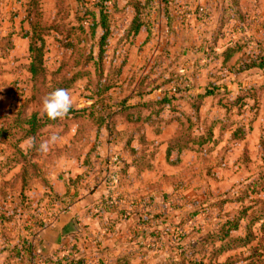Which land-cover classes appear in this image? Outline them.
I'll list each match as a JSON object with an SVG mask.
<instances>
[{
  "label": "rangeland",
  "instance_id": "374dc122",
  "mask_svg": "<svg viewBox=\"0 0 264 264\" xmlns=\"http://www.w3.org/2000/svg\"><path fill=\"white\" fill-rule=\"evenodd\" d=\"M29 3L31 15L39 13V25L44 27L41 71L34 79L26 71L29 41L21 38L28 30ZM87 3L92 10L97 0H0V163H4L0 176L14 159L41 164L46 183L34 180L31 187L37 189L40 182L47 202L56 200L53 179L70 175L71 162L83 161L84 181L91 171L100 172L91 161L100 150L91 142L107 140L109 133L90 125L115 122L116 131H125L122 140L131 138V146L140 150L144 137L143 148L157 153L153 164H146L152 171L140 183L131 186V180H124L127 191L144 190L131 199L130 211L137 209L135 214L142 219L125 232L127 248L118 255L126 257L124 264H264V77L258 67L250 70L251 75L233 74L242 63L264 56L257 47L264 41V0H239L238 15L229 20L230 0H173L168 14L164 11L154 26L149 27L146 19L149 40L147 32L125 38L129 12L122 13V0H109L104 7L110 12V33L101 57L102 32L91 36L84 22L87 14L81 7ZM235 43L242 49L223 65L219 56ZM33 44L41 46L39 41ZM191 84L194 90L176 92ZM207 87L225 99L206 98L195 112L189 95ZM58 88L68 91L72 107L64 118L40 126L41 101ZM164 91L178 101L167 105L154 125L140 130L128 123L127 119L147 117L145 105L155 103ZM245 93L253 97L241 108L228 100ZM120 110L129 113L121 115ZM33 115L39 129L33 139H24L28 126L15 125ZM208 135L212 138L204 147L174 149L165 157V146L174 138L184 136L182 141L188 144L189 139L201 141ZM52 136L57 141L41 152L40 144ZM116 151L109 159L118 157V169L121 157L128 156ZM72 181L68 176L64 183L73 187ZM26 208L30 219L37 208ZM132 216L127 211L122 218Z\"/></svg>",
  "mask_w": 264,
  "mask_h": 264
},
{
  "label": "crops",
  "instance_id": "0c3cea01",
  "mask_svg": "<svg viewBox=\"0 0 264 264\" xmlns=\"http://www.w3.org/2000/svg\"><path fill=\"white\" fill-rule=\"evenodd\" d=\"M122 1L125 5L126 1ZM137 1L143 4L146 0ZM164 9L162 0L153 1V9L146 18L150 24L149 27L154 26L158 18L161 19L163 15L165 16ZM146 32V28H142L138 34H146ZM258 46L264 50V41ZM250 72L249 70L245 73L254 74ZM238 76L236 77L238 78ZM260 76L264 77V73ZM94 144L100 152L96 153V155L99 154L96 157L93 155L91 161L100 172L93 170L89 173L88 179H85V181L80 179L75 186H69L68 188L64 180L68 176L75 180L81 177L83 172V161L78 162L79 165L74 161L71 162L74 166L71 167L70 175L53 179L52 194L56 197V200L53 201L49 200L47 202L45 196L47 191L39 184L37 189L24 191H21L18 184L13 187L9 184L4 186V182L10 181L12 183L16 180V176L20 172V166L2 173L3 176H0V179H2L0 181V214H4V212H7L8 215L12 212L17 214L12 222L3 223L5 238L0 232V264H21L18 258H9V248L13 246L19 248L20 245H23L25 249L26 243L32 244L33 249H38L42 253L45 264H55L62 258H70L74 261L81 260V264H102L106 260L118 257L120 253L125 251L127 248L124 242L127 236H125V232L127 234V230H131L129 228L138 226L137 222L139 218H142L140 215L136 216L137 209L132 208L134 210L130 211V207L133 206L131 205V199L142 196L144 190L142 187V192L137 188L133 191H127L126 188L129 186L125 187L126 184L122 179L120 186H117L114 192H110L105 182V164L111 154L117 152V149L122 151V144L112 145L107 143L104 138L96 143L91 142V147ZM134 147H137V145H134ZM147 148L149 147L147 146ZM146 151L149 153L148 150ZM164 152L166 157V146ZM156 154L155 152L149 163L153 164ZM129 159V157H121V163H129ZM149 169L138 174V169L130 166L126 177L131 180V183L133 182L131 186L134 183H140L145 174L152 171H149ZM150 184L144 185L146 191ZM4 194L9 195V200L11 197L14 198L13 203L8 198L4 201ZM112 198L117 200L116 204H107L108 200ZM25 201H28L26 205ZM28 205L37 208L34 219V216L29 219L26 215ZM127 211L130 214L134 213V216H132L134 219L125 220L122 218ZM19 217L21 222L18 221ZM36 235L38 240L34 238ZM129 245H132V243H129ZM3 247L4 249H2Z\"/></svg>",
  "mask_w": 264,
  "mask_h": 264
},
{
  "label": "trees",
  "instance_id": "16d2710c",
  "mask_svg": "<svg viewBox=\"0 0 264 264\" xmlns=\"http://www.w3.org/2000/svg\"><path fill=\"white\" fill-rule=\"evenodd\" d=\"M126 1V4L124 5V9H122V13H128V15H130V22L126 25V27L123 29L124 31V37L125 38H129L130 36H136L139 31L142 28H146L147 31V40H149V37L151 35V30L148 27L147 23H145L147 15L150 13V11L153 9V1L154 0H146L143 4L138 2L137 0H124ZM109 0H97V3L93 6V9L90 10L88 9V3L84 6H82L81 8L84 10V15L87 14V16L84 17V22L86 23V25L88 26V30L90 31V35L93 36L95 35V33L100 30L101 36L99 37V54L100 57L102 55V47L104 48L105 46H107V38L109 37V33H110V26H109V13L110 12H106L107 7H104L105 3H108ZM162 2L164 3V10L165 13H167L168 10V6L173 2V0H162ZM238 4L239 1L238 0H230V8L232 10L231 12V16H228L227 19H235V17L238 15ZM28 14L26 17V23L28 25V30L25 31L22 35L21 38L22 39H27L29 41V46H28V52L30 54L29 56V60L30 62L28 63L27 67H26V71L28 73V75L34 79L37 77L39 71H41L40 67H39V63H40V56H41V50H42V46H43V40L40 36V31L41 29H43L44 27H40L39 25V21L41 16L39 15V13H34L33 15H31V7H32V3L28 4ZM96 7H99V10L96 9ZM31 30V32H30ZM222 32L223 30H219L216 37H218V39L222 38ZM32 35V36H31ZM217 39V38H216ZM31 40V42H30ZM33 40L34 41H39L40 42V47H37L36 45L33 44ZM258 49L262 50V48H260L259 46H257ZM242 49L241 47H238L235 44L233 45H227L225 47V49L223 50V54L220 55L219 57L222 59V64L225 65L227 64L228 60H232L238 53V51ZM264 52V50H262ZM237 65H240V62L236 63ZM241 67L237 70L234 71V75H238V74H242L246 71H249L253 68L258 67L259 69H261L264 73V56L259 58L258 61H248L246 63H242L240 65ZM210 87V86H208ZM207 87V89H205V92L201 93L200 91H196V95H189L190 99H192L193 104L195 106V112H197L199 110V107L201 105V103L203 102L204 99L206 98H217V100L220 102L221 100H224L225 98H220L221 94H217L216 89L214 90H208L209 88ZM186 90H194V86L191 84L190 88H186L183 90H177L176 92L178 94H180L183 91ZM208 90V91H206ZM252 94L254 93V91H251ZM161 97L155 101V103H151V104H147L145 105L148 109H149V115L147 117H135L133 120H128V123L133 124V125H138L137 128L141 130V128L143 127V125H154L155 122H157L156 117L159 116V114L164 110V108L167 105H173V103L175 101H178V99H176V97H174L172 95V97H168V93L167 92H163L161 95ZM253 95H248L247 93L245 94H240L238 96H235L234 99L229 102H232V104L235 106L238 105V108H241L244 105V102L247 98H252ZM228 98V97H227ZM227 100V101H228ZM226 101V100H225ZM160 106V107H157ZM129 113L128 111H122L120 110L121 115H124L123 113ZM78 114V113H76ZM119 114L117 113V116H119ZM90 116L93 115V113L89 114ZM116 116V117H117ZM36 115H33L31 117V119L28 120V122H24L22 125L21 124H16V127H20V126H28V130L25 132L26 136L24 135V139H33L32 137L35 135V133L37 132V130L39 129V126H37V120L36 119ZM51 120L47 119L44 116V121L42 122V125L40 126H45L50 122ZM113 122V121H112ZM91 128H93L94 130H96L97 132L101 129H107L108 130V136L106 137V141L109 144H120L119 142H121L122 144V152L126 153L127 156L130 158L129 159V163L127 162H123L121 163V167L119 168L118 171V185L120 186L121 180H125V178L127 179V171L129 169L130 166H134L138 169V174H140L141 172H143L144 170H147L148 167L146 164L149 163V160L153 157L154 153H147V149L143 148L146 146V141L144 140V137H141V141H140V146L141 149L138 150L136 148H133L131 146V138L130 139H126V140H122V137L124 136V132L122 131H116V124L114 123H109V121H101L100 124L94 125L91 124L90 125ZM16 128V130L18 129ZM13 130H15V128H13ZM12 130V131H13ZM39 132V131H38ZM1 133V132H0ZM135 135H137L138 132H134ZM6 135V133H4ZM1 135V134H0ZM184 136L179 137V138H174L170 143L167 144V146H169L166 149V157H168L169 153H171L174 149L177 152H181L183 150H189L191 151L193 149L194 146L198 147V148H202L204 147L208 142L211 141L212 135H208V136H204L202 138L201 141H193L191 139H189V143L187 144L184 143L183 140ZM23 139V140H24ZM193 139V138H192ZM81 142V141H79ZM81 144V143H80ZM144 145V146H142ZM176 147V148H175ZM87 158V156H86ZM90 161V159H89ZM5 162V161H4ZM30 163H26V162H19L17 159H14L12 161V166L8 168V170L6 172H8L9 170L13 169L16 166H20V172L19 174L16 176V180L13 181L12 183H10L9 185L11 187H13L15 184H18L19 188L21 189V191L24 190H31V184L32 181L34 180H38L44 181V174L41 175V164L37 165V163L31 162ZM1 166H4V163H0ZM34 171V172H31ZM42 177V178H41ZM83 177H78L76 178L74 182L79 181L80 179H82ZM122 180V181H123ZM39 182V184L41 185V183ZM43 182V185H44ZM124 182V181H123ZM46 183V182H45ZM70 185H73L72 183L68 185V188ZM17 213H12L11 217H3V214H0V232L1 234L4 236L5 234V228L3 227V223H10L15 219ZM142 219V218H140ZM5 238V236H4ZM6 242V241H5ZM26 248L24 249L23 245H20L19 248H17L16 246H13L11 248H9V258H18L20 260L21 264H29L30 262V258L32 255V248L31 246L26 243ZM124 260H126V257H116L114 259L111 260H106L105 262H103L102 264H124ZM81 260L79 261H74L70 258L65 259L62 258L60 260H58L55 264H81Z\"/></svg>",
  "mask_w": 264,
  "mask_h": 264
},
{
  "label": "clouds",
  "instance_id": "9594fccd",
  "mask_svg": "<svg viewBox=\"0 0 264 264\" xmlns=\"http://www.w3.org/2000/svg\"><path fill=\"white\" fill-rule=\"evenodd\" d=\"M72 107V100L67 90L58 88L47 94L41 101V114L49 120L64 118ZM57 136L40 144L39 150L47 152L49 145L57 141ZM31 143V141H30Z\"/></svg>",
  "mask_w": 264,
  "mask_h": 264
},
{
  "label": "built area",
  "instance_id": "2783aa9c",
  "mask_svg": "<svg viewBox=\"0 0 264 264\" xmlns=\"http://www.w3.org/2000/svg\"><path fill=\"white\" fill-rule=\"evenodd\" d=\"M119 165V159L117 156L113 157V159H109L105 164V182L109 187L110 192H114L117 184H118V171L117 166ZM117 202L116 199L112 198L108 200L107 204L115 205ZM35 240H38L37 235L34 237ZM32 245V244H31ZM30 245V246H31ZM33 252L30 258L29 264H45V260L42 256V253L38 249H33Z\"/></svg>",
  "mask_w": 264,
  "mask_h": 264
}]
</instances>
